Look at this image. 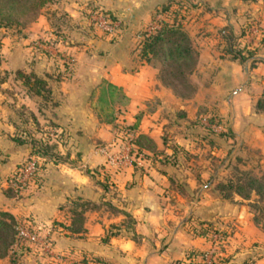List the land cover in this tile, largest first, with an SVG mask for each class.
I'll use <instances>...</instances> for the list:
<instances>
[{"label":"crops","instance_id":"crops-1","mask_svg":"<svg viewBox=\"0 0 264 264\" xmlns=\"http://www.w3.org/2000/svg\"><path fill=\"white\" fill-rule=\"evenodd\" d=\"M150 1L154 10L163 2L176 0ZM183 1L198 2V11L208 3L224 1L222 5L209 8L216 17L207 20L201 21L199 12L193 15L187 11L186 26L196 32L195 46L199 52L196 70L204 73L202 79L197 77V87L190 98L177 96L171 87L163 84L158 77V69L150 63L139 60L134 68H127L133 64H126V57H122L118 49L112 52L114 44L107 46L102 57L96 59L89 58L85 51L87 46L76 51V65L83 68L81 71L77 68L66 80L56 76L58 79L55 81L64 84L61 88L59 84L50 83L48 79H54L51 73L47 75L37 69L32 70V64H25L27 69L45 78L47 85L51 86L54 102L48 109L35 107L38 95L26 89L20 93L21 103L32 114H41L42 118L34 117L36 125L51 122L62 130V134L51 141L55 142L53 149L59 157L45 162L39 183L12 196L5 191L9 177L15 165L30 153V145L14 139L18 120L9 110H0V210L9 211L16 219L31 215L42 226V235L46 233L47 226H53L50 246H29V250L21 255L19 264H76L75 259L90 255L109 260L107 257L114 256L115 251L124 256L133 254L136 258L147 256L149 260L160 254L154 245L157 238L169 252L179 253L181 248L206 249L217 242L220 244L214 257H225L219 264H244L248 261L264 264V227L253 220L247 204L238 203L239 196L225 198L215 189L216 178L225 165L237 163L249 167L254 165L251 164L252 154H257L259 158L255 165L264 169V108L256 107L264 91V40L259 45L257 41L259 34L264 36V5L258 3L260 10L253 14L249 8L253 3L248 5L247 1L242 3L243 0ZM140 3L136 0L132 6ZM238 4L244 5V8L239 6L244 13L248 11L261 21V28L258 23L249 25L243 20H247L250 13L243 15V12L232 10ZM228 23L235 32L244 30L239 39L241 46L257 47L254 55L243 62L223 51L220 29ZM13 52L7 56L12 64L16 60ZM253 58L263 60L252 64ZM105 81L113 84L114 89L111 94L106 93L109 103L101 104L100 86ZM10 95L13 97L16 92ZM152 97L161 101L160 107L150 108L147 102ZM204 105H214L212 113L223 122L222 126L208 123L207 127L216 131L229 130L231 136H215L210 142L201 134L190 132L194 131L190 127L194 125L198 108L205 110ZM101 106L114 112L113 121H107L100 113ZM170 111L184 112L181 114L184 120L175 121L176 115L171 118ZM120 122L133 124L135 135L144 134L152 140L153 146L144 147L140 151L142 157L130 156L125 164L115 168L108 165L100 147L106 146L111 152L117 150L113 133L114 126ZM168 125L184 127L181 133L183 141L179 140L178 134L169 140L164 138L162 129ZM35 135L39 137L40 134ZM173 146L185 151L184 156H179V161ZM203 150H209L212 155L202 156ZM192 152L196 154H190ZM185 192L194 194L192 200L188 199V216L194 213L201 225L212 222L214 227L226 230L228 235L223 241L215 238L216 233L209 237L194 236L181 227L183 221L178 229H171L178 222L171 220L168 211L174 204L175 195L183 196ZM81 201H89L92 206L84 211L83 229L55 228L53 221L70 224L72 207ZM225 204L228 208L221 210V205ZM126 215L132 218L131 231H125ZM111 227L116 231L106 233ZM180 235L186 238L187 245L176 246ZM64 252L69 255L68 259L55 257ZM198 260L187 256L181 264H198ZM0 263L8 264L7 258H0Z\"/></svg>","mask_w":264,"mask_h":264},{"label":"rangeland","instance_id":"rangeland-1","mask_svg":"<svg viewBox=\"0 0 264 264\" xmlns=\"http://www.w3.org/2000/svg\"><path fill=\"white\" fill-rule=\"evenodd\" d=\"M134 1L136 2V0H81L78 3V0H52L41 9V13L33 21L27 22L24 25L13 24L10 26H0V79L4 78V80L0 82V110L1 112L2 110H9L17 118L18 130L15 131L17 132V136L30 138L36 136L35 134L37 133L38 135L40 134L39 138L42 139L43 137H46L49 142L57 138V135L53 132L54 130L50 128V125H52L51 122H47L43 125L39 122V125H36L34 123V117H41V114H32L27 106L24 103H21L22 100L19 96L22 90H26V86L23 83V77L17 72L18 70H23L24 72L30 71L31 69H27L25 64H32V67H30L32 70L37 69L47 75L48 73H51L50 75L54 76V79L52 80L49 78L48 80L53 85L59 84L58 86L61 88L64 84L55 81V78H57L56 76H60L61 80H66V78L73 75L72 73L76 72L78 67L76 65L77 58L75 52L79 51L80 48H84V46H87L85 51L88 53L87 55L89 58L96 59V57H102V54L106 50L107 46L114 44L112 45L114 47L112 52L115 51V49H118V53L122 52L121 56L126 57V64H133L132 66L127 65V68H134L139 63L140 59L137 55V46L142 32L151 29L154 25H158L160 20L165 18V16L162 15L163 13L161 14L155 9L152 10L153 3L150 0H137L141 1V3L139 5L132 6ZM245 1H247L248 5L253 3L252 5H249L251 10L250 12L253 14L254 12H258L260 10V3L264 5L263 0H243L242 3H246ZM187 3L190 4L192 2ZM223 3L224 1L215 2V4L208 3L209 5H204L202 11H198L199 4L198 2H194L189 8V12L194 13L193 15L199 12L200 20H207L209 18L216 17V15H213V11L209 10V8H213L214 5H222ZM142 6L146 8H143ZM239 6L242 5L238 4L234 7V9L232 8V10H234L235 13L237 11L244 13L245 11L242 10L244 5L242 8ZM144 9H146V11H144ZM132 13L135 14V16L132 17ZM249 13L247 11V13H244L243 15ZM103 16L106 21L103 20ZM181 17L182 19H187L185 16ZM166 18L170 20L172 17L167 16ZM217 19L223 21L222 19ZM243 20L249 25L251 23H258V27L261 28V21L251 13L247 20ZM244 21L242 23H244ZM186 25L187 22L184 26L186 29L192 31V33L190 31L188 32L190 33L195 45V29H192L189 26L187 27ZM105 27H109L110 29ZM236 34L238 35V39H240V36L244 35L241 33L240 29L237 30ZM263 40L264 36L259 34V37H257L258 45L261 44ZM29 46L30 48H28ZM13 50L16 60L15 63L12 64L11 62H8L7 56L11 55V51ZM82 68L83 66H81L80 69L78 68L77 71H81ZM85 72L86 71L84 69V73ZM203 74V72L199 73L198 70L195 69L191 75V79L195 83L196 87L197 77H201L202 79ZM48 87L51 88L50 85ZM11 92H16V95H13L12 97L10 95ZM36 98L37 99L34 104L35 107L40 106L48 109L49 105L54 102V97L51 96V93L49 96L48 94L47 96L38 95ZM160 103L161 101L156 97L150 98L147 102V104L150 105V108L153 109L160 107ZM204 106H206L205 110H203V107L198 108L199 112L196 114L197 117L192 123V125H194L190 127V129L194 130L193 132L190 131L193 135L201 134L203 131H206L207 129L204 128L208 123H210L208 118L213 114L214 105ZM45 112L46 111H43V113ZM169 113H171V118L174 117L173 115H176L173 118L175 121L184 120V118L177 112L175 113V111H170ZM167 117L169 118L170 116ZM125 125L128 124L120 122L119 125L114 126L113 134L115 140L117 137H121L123 135L124 130L127 129ZM214 125L218 127V124ZM222 125L223 122L219 124V126ZM179 128L168 125L166 128L162 129V135H164V138L166 137L169 140L171 136L178 134L179 140L183 141L181 133H183L184 127H182V129ZM132 130L136 132L134 128ZM213 136L215 137L217 135ZM120 141L122 142L121 139ZM118 148L119 151H121L120 146H118ZM123 150L126 151L125 147ZM114 151L119 152L118 150ZM175 152L176 159L179 161L181 155L184 156L185 151L176 148ZM190 154L195 155L196 153L192 152ZM209 154L212 155L209 150L202 151V156H209ZM258 158L257 154H252L251 164L254 165H250L251 167H243L237 163H233L230 166L225 165V167L221 169V173L216 178L215 184L218 181L225 182L229 176H235L238 173V171L234 168L235 165L241 169L251 171L254 174H260L264 171V169L255 165L258 162ZM171 159H174V157H171ZM192 162L194 163L196 161ZM220 162L221 164L224 163L223 160ZM170 164L172 165L171 162ZM194 164L198 163L196 162ZM118 166L114 167L118 168ZM14 169L15 167L11 173H13ZM193 197L194 194H188V192H185L183 196L179 195V197L178 195H175L173 200L174 204L171 206L172 208L168 211V214L171 216V220H173V222H178V224L171 226V229H178L180 222L183 221L181 227L184 228V230L186 229L192 235L195 236L196 234L197 236L199 230H201L200 228H202L200 221L196 219V215H194V213H191V215L188 216L190 211V202L188 199L192 200ZM253 198L255 197L252 196L251 199ZM245 202H249V200H246ZM225 208H228L226 207V204L225 206L221 205V210H224ZM124 220V227L126 228L125 231H131L129 230V227H131L132 218H130L129 215H126ZM113 229L115 228H109V231H106V233L115 232L116 230ZM181 237L184 238V236L180 235V237H178L180 239H177L176 246H182V244L183 246L187 245L186 238L181 239ZM219 244L220 243L213 242L206 249H200V247H194L192 249L181 248L182 252L180 251L177 253L175 251L171 252V250L170 252L168 250L165 251L162 240L160 241L159 238H157L154 245L156 247V251H160V254L152 256L149 260H147V256L138 257L139 260H136L138 258H136L133 254L124 256L118 254L116 251L112 254L114 256L107 257L110 261L99 255H90L87 257L83 256L73 260L76 264H122L124 262V264H181V261H184V257H187L188 254L191 253V250H193L192 252L195 251L197 252L196 254L200 255L202 252H206L210 248H214L217 251ZM144 249L147 250V247ZM215 252L214 256L216 254ZM141 254L143 255V253Z\"/></svg>","mask_w":264,"mask_h":264},{"label":"trees","instance_id":"trees-1","mask_svg":"<svg viewBox=\"0 0 264 264\" xmlns=\"http://www.w3.org/2000/svg\"><path fill=\"white\" fill-rule=\"evenodd\" d=\"M51 1L52 0H0V26H10L13 24L24 25L27 22L33 21L41 13V9ZM193 3L194 2L189 4L183 0H176L159 4L155 8L156 11L161 14L163 13V16L169 14L172 18L168 20L166 16L162 18L160 23L155 27L143 31L137 46V55L139 59L155 66L158 69V77L162 83L171 87L174 93L181 98L192 97L196 90V85L192 81L191 75L196 69L199 52L194 45L190 33L184 26L186 20L181 17H186V13ZM243 32L244 30H241L242 34ZM220 34L224 41L223 51L229 53L232 58L238 59L240 62L253 56L257 51L256 46H254V48L247 47L246 45L241 46L238 35L229 23L221 27ZM260 60L262 61L263 59L253 58L251 62L253 64L254 61ZM17 73L23 77V83L30 93L41 96H47L48 94L49 96L50 88L47 86L45 78L32 71L24 72L23 70H18ZM3 80L4 78H1L0 82ZM100 88L101 95L99 101L102 102L101 104L109 103L106 93L109 92L111 94L114 85L105 81L101 84ZM256 107L260 109L264 108V91L258 98ZM100 113L105 116L107 121H113L115 118L114 112L109 110L108 107L105 108L101 106ZM183 113L184 112H180L179 115L181 116ZM208 119L210 124L219 125L221 123V120L215 114H212ZM51 124L50 128L53 129V132L57 135V138H55V140H57L62 134V130L58 128L56 124ZM125 126L130 129L134 128L133 124ZM205 128L207 130L203 131L201 136L207 138L210 142L215 138L213 135L231 136L229 130L225 131L221 129L220 131H216L210 126H205ZM14 139L18 143H29L30 153L42 156V169L45 162L50 159L55 160L59 157L58 153L53 149L55 142H49L46 137L41 139L35 136L30 138L14 136ZM133 142L137 152L143 150L144 147L153 146L152 140L144 134L135 135ZM176 148V146H173L174 151ZM234 168L238 173L235 176H229L225 182L218 181L215 184V189L225 198H232L234 195L239 196L240 198L237 199L238 203L247 204L253 215V220L264 227V171L260 174H254L236 165ZM9 180L10 182L5 191L12 196H17L18 194L11 184L13 177L10 176ZM38 183L39 179L37 180V184ZM252 196L255 198L251 199ZM246 200H249V202H245ZM75 204V207H72L73 217L70 224L66 225L62 222L53 221L55 228H68L72 231H80L83 229L84 211L86 208L92 206L89 201L76 202ZM17 224L18 219H16L12 213L7 210H0V258L6 257L8 264H19L21 255L29 250L27 245L18 242ZM201 226L202 228H200L201 230L198 232L199 235L209 237L214 233H218L221 240L225 239L228 235L226 230L214 227L212 222H208L205 226ZM192 251L193 250L188 254V257L198 258V264H219L224 261L225 258L216 256L213 257L210 262H206L203 259L204 252L198 255L196 254L197 252ZM244 264H253V261H248Z\"/></svg>","mask_w":264,"mask_h":264},{"label":"built area","instance_id":"built-area-1","mask_svg":"<svg viewBox=\"0 0 264 264\" xmlns=\"http://www.w3.org/2000/svg\"><path fill=\"white\" fill-rule=\"evenodd\" d=\"M103 20H105V17L103 18ZM155 26L156 25L152 26V28ZM105 28L110 29L109 27ZM134 136L135 132L132 129L127 128L124 130L121 137H117L115 141L117 150L119 151L118 146H120L121 148V151L119 152H111L110 149L106 146L100 147V150L105 154L106 162L108 163V165L122 166V164L128 161L132 156L142 157V154L140 152H137V150L135 149V145L133 142ZM119 138L122 140V142ZM124 147L126 151L123 150ZM42 159V156L38 154H30L15 166V169L11 174V176L13 177L11 184L18 195L37 185V180L39 179L40 173L42 171ZM52 227L53 226H47L46 233L42 235L40 234L42 226L31 215H25L22 218L18 219V224L16 227L18 242L27 246L39 244L45 247H49L52 241V238L50 236ZM215 238L221 240L218 233L215 234ZM223 240L224 239H222L221 241ZM215 251L216 250L214 248H210L209 250L204 252V261L210 262L211 258L214 257ZM55 257L66 260L68 259L69 255L64 252L55 255Z\"/></svg>","mask_w":264,"mask_h":264}]
</instances>
